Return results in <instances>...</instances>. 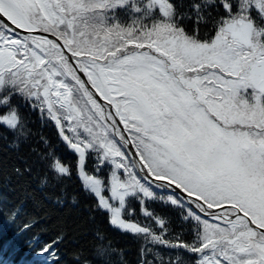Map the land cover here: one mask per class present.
<instances>
[{"label":"snow or ice","instance_id":"6c2138e0","mask_svg":"<svg viewBox=\"0 0 264 264\" xmlns=\"http://www.w3.org/2000/svg\"><path fill=\"white\" fill-rule=\"evenodd\" d=\"M0 214L27 264H264V0H0Z\"/></svg>","mask_w":264,"mask_h":264},{"label":"trees","instance_id":"16d2710c","mask_svg":"<svg viewBox=\"0 0 264 264\" xmlns=\"http://www.w3.org/2000/svg\"><path fill=\"white\" fill-rule=\"evenodd\" d=\"M77 185L78 184L76 182L75 185H73V186L75 187ZM28 207L30 208L31 206L29 205ZM21 219H23V217ZM19 223H20V221H17L16 223H13V222L7 220V218L3 214H0V232L4 233L3 240L10 239L8 237L10 235H14L15 234L16 244L13 243V245L15 247L21 245V247H24L23 251L28 252L29 248H28V246H26V243H25V241L23 239H25V238L27 239L28 236L31 235V233L19 235V233H18L19 232V230H18ZM115 235L117 237H119L121 246L131 245L132 244L130 238L120 237L119 233H116ZM132 251H133V253L135 252V245H132ZM129 259H134V256L130 255Z\"/></svg>","mask_w":264,"mask_h":264}]
</instances>
